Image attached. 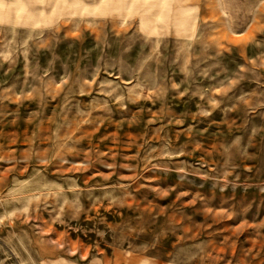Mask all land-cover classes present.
Listing matches in <instances>:
<instances>
[{"label": "rangeland", "instance_id": "1", "mask_svg": "<svg viewBox=\"0 0 264 264\" xmlns=\"http://www.w3.org/2000/svg\"><path fill=\"white\" fill-rule=\"evenodd\" d=\"M0 264H264V0H0Z\"/></svg>", "mask_w": 264, "mask_h": 264}]
</instances>
